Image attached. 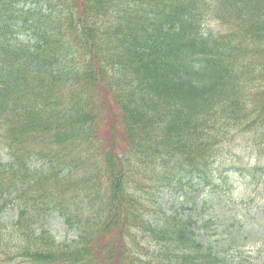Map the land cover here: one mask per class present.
Returning a JSON list of instances; mask_svg holds the SVG:
<instances>
[{
    "label": "trees",
    "instance_id": "16d2710c",
    "mask_svg": "<svg viewBox=\"0 0 264 264\" xmlns=\"http://www.w3.org/2000/svg\"><path fill=\"white\" fill-rule=\"evenodd\" d=\"M237 137L264 157V0H0V264H262L153 192Z\"/></svg>",
    "mask_w": 264,
    "mask_h": 264
},
{
    "label": "rangeland",
    "instance_id": "374dc122",
    "mask_svg": "<svg viewBox=\"0 0 264 264\" xmlns=\"http://www.w3.org/2000/svg\"><path fill=\"white\" fill-rule=\"evenodd\" d=\"M206 23V32L220 29L217 21L208 19ZM250 142L247 137L235 138L201 177H191L186 172L188 176L182 185L173 184L161 193L155 188L153 192L157 193L159 201L160 197L164 199L165 210L177 209L197 220V226L203 219L211 218L212 227L201 233L217 232L216 239L220 243L225 241L226 235L230 239L232 229L243 227L247 232L240 234L245 239L237 238L235 244L240 246V252L252 257L264 250V158L253 153ZM39 162L42 164V160ZM176 182L173 179V183ZM16 213L13 207H8L2 218L10 223ZM48 227L59 240L73 239L76 235L75 229L57 213L48 215ZM13 263L26 264L18 260Z\"/></svg>",
    "mask_w": 264,
    "mask_h": 264
}]
</instances>
